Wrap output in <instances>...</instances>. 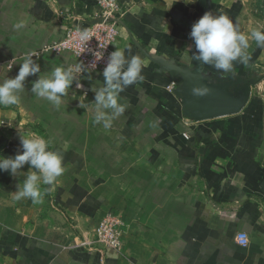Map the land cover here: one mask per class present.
Here are the masks:
<instances>
[{
  "label": "crops",
  "instance_id": "obj_1",
  "mask_svg": "<svg viewBox=\"0 0 264 264\" xmlns=\"http://www.w3.org/2000/svg\"><path fill=\"white\" fill-rule=\"evenodd\" d=\"M118 1L115 48L142 58L145 79L121 93L127 108L111 129L92 123L99 71L79 75L82 88L74 82L59 110L31 92L39 74L26 78L18 105L0 107V155L14 157L20 135L36 133L66 169L42 204L15 200L26 173L0 172V264H264V47L250 39L249 63L234 62L229 74L193 61L188 49L205 12L227 15L245 35L264 31V20L248 0ZM96 10V0H0V82L28 55L41 75L71 67L68 52L34 53ZM20 21L25 27L14 29ZM179 71L229 81V91L238 78L253 84L237 113L196 121L174 93ZM107 213L123 222L121 251L81 245Z\"/></svg>",
  "mask_w": 264,
  "mask_h": 264
},
{
  "label": "clouds",
  "instance_id": "obj_2",
  "mask_svg": "<svg viewBox=\"0 0 264 264\" xmlns=\"http://www.w3.org/2000/svg\"><path fill=\"white\" fill-rule=\"evenodd\" d=\"M175 2L194 4L196 0H175ZM13 27L20 30L25 24L20 21ZM189 37L195 48V51H192V46L188 47L191 59L224 74L234 70V62L239 61L244 65L249 63L251 58L246 50L250 46V39L255 41L257 47H264V31L254 28L249 35H245L227 15H214L212 12H205L192 24ZM80 39L82 41L88 39L86 30L80 32ZM143 68L142 58L139 55H126L124 49L117 48L108 55L102 71L103 86L94 91L93 124L102 125L105 130L112 128L113 121L122 116L127 108L126 104L121 103L124 99L121 93L129 86L144 81ZM88 71L89 67L81 62L68 68L58 66L49 75H41L40 64L28 55L20 64L14 78H5L0 82V107L18 105L21 101L20 93L25 90L26 78L39 74L32 82L31 92L59 110L64 102L63 98L67 96L74 82L76 87L82 88L78 76ZM208 91L206 87H194L192 94L204 96ZM83 95L87 97V93ZM81 107L85 106L81 105ZM26 164L28 171L21 172ZM63 164V155L59 151L50 150L49 142L36 133L20 135V149L14 157L0 155V172H7L10 176L26 173L22 186L18 185L15 200L28 199L34 204L43 203L46 192L51 190L58 182V178L66 171ZM42 184L49 188L42 191Z\"/></svg>",
  "mask_w": 264,
  "mask_h": 264
},
{
  "label": "built area",
  "instance_id": "obj_3",
  "mask_svg": "<svg viewBox=\"0 0 264 264\" xmlns=\"http://www.w3.org/2000/svg\"><path fill=\"white\" fill-rule=\"evenodd\" d=\"M96 5V12L83 20V26H80L77 21L69 20L64 26L63 35L53 42L44 44L34 55L68 52L76 60L71 67L83 62L89 67V71L102 72L108 55L116 49L115 42L119 35L124 11L118 0H96ZM85 30L88 33V39L82 41L80 32ZM122 225L123 222L118 215L107 213L95 227L94 239L83 241L81 245L120 252ZM236 242L246 246L247 235L243 232L237 233Z\"/></svg>",
  "mask_w": 264,
  "mask_h": 264
},
{
  "label": "water",
  "instance_id": "obj_4",
  "mask_svg": "<svg viewBox=\"0 0 264 264\" xmlns=\"http://www.w3.org/2000/svg\"><path fill=\"white\" fill-rule=\"evenodd\" d=\"M174 76L177 81L174 93L180 100L182 112L196 121L237 113L246 103L250 85L253 84L244 83L243 79L238 78L236 85L229 91V81L210 84L200 79L196 71L174 72ZM194 87H206L209 91L207 95L196 96L192 94Z\"/></svg>",
  "mask_w": 264,
  "mask_h": 264
},
{
  "label": "rangeland",
  "instance_id": "obj_5",
  "mask_svg": "<svg viewBox=\"0 0 264 264\" xmlns=\"http://www.w3.org/2000/svg\"><path fill=\"white\" fill-rule=\"evenodd\" d=\"M249 11L264 20V0H248Z\"/></svg>",
  "mask_w": 264,
  "mask_h": 264
}]
</instances>
